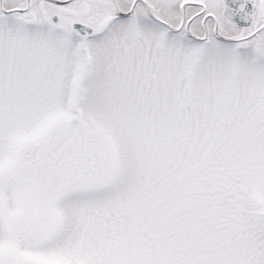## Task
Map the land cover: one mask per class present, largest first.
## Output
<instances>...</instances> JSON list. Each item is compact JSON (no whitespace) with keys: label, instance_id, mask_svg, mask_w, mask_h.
<instances>
[{"label":"snow or ice","instance_id":"6c2138e0","mask_svg":"<svg viewBox=\"0 0 264 264\" xmlns=\"http://www.w3.org/2000/svg\"><path fill=\"white\" fill-rule=\"evenodd\" d=\"M0 264H264V0H0Z\"/></svg>","mask_w":264,"mask_h":264}]
</instances>
